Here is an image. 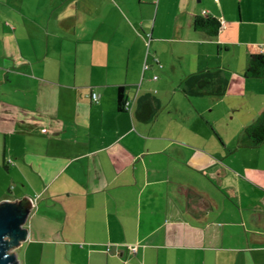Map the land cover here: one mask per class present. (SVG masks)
Listing matches in <instances>:
<instances>
[{
    "label": "crops",
    "instance_id": "crops-1",
    "mask_svg": "<svg viewBox=\"0 0 264 264\" xmlns=\"http://www.w3.org/2000/svg\"><path fill=\"white\" fill-rule=\"evenodd\" d=\"M252 52L264 0H0L2 163L32 204L19 262L263 264L264 142L239 144L264 110Z\"/></svg>",
    "mask_w": 264,
    "mask_h": 264
},
{
    "label": "trees",
    "instance_id": "trees-1",
    "mask_svg": "<svg viewBox=\"0 0 264 264\" xmlns=\"http://www.w3.org/2000/svg\"><path fill=\"white\" fill-rule=\"evenodd\" d=\"M195 27L201 29L209 35H215L220 26L216 18L197 17L195 19ZM245 74L254 77L264 75V54L262 52H252L248 55ZM208 85L199 83L196 93H206ZM216 93H221L220 88L213 90ZM128 99L125 96L124 89L119 87L117 105L121 110H125ZM264 142V110L257 116L256 120L249 125H246L242 137L239 139V144L243 146L255 147ZM264 264V263H263Z\"/></svg>",
    "mask_w": 264,
    "mask_h": 264
},
{
    "label": "water",
    "instance_id": "water-1",
    "mask_svg": "<svg viewBox=\"0 0 264 264\" xmlns=\"http://www.w3.org/2000/svg\"><path fill=\"white\" fill-rule=\"evenodd\" d=\"M31 208L27 197L0 200V264H21L12 250L27 238Z\"/></svg>",
    "mask_w": 264,
    "mask_h": 264
},
{
    "label": "rangeland",
    "instance_id": "rangeland-1",
    "mask_svg": "<svg viewBox=\"0 0 264 264\" xmlns=\"http://www.w3.org/2000/svg\"><path fill=\"white\" fill-rule=\"evenodd\" d=\"M8 126V124L2 123L0 121V200L4 198L12 199L13 196L22 195L26 191L25 186H23V180L20 178L19 172L15 171L12 166L6 167L2 163L3 151L5 149L4 143L5 139L3 137V127ZM11 138L6 139V156L11 155V152L7 147L11 145ZM16 248L12 251L16 253Z\"/></svg>",
    "mask_w": 264,
    "mask_h": 264
},
{
    "label": "built area",
    "instance_id": "built-area-1",
    "mask_svg": "<svg viewBox=\"0 0 264 264\" xmlns=\"http://www.w3.org/2000/svg\"><path fill=\"white\" fill-rule=\"evenodd\" d=\"M155 60L158 62L157 58H155ZM146 68H148V64H147V63L144 64V69H146ZM156 77H157V75H154V76H153V78H156ZM89 95H90V97H91V99H92L93 101H98V95H97L96 92H91ZM129 249H130L132 252H135L136 249H137V247H136L135 244H130V245H129Z\"/></svg>",
    "mask_w": 264,
    "mask_h": 264
}]
</instances>
